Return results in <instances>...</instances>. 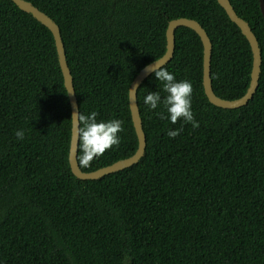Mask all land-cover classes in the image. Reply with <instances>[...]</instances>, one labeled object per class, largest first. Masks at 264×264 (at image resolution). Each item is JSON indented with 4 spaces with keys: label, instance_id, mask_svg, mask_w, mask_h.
Masks as SVG:
<instances>
[{
    "label": "trees",
    "instance_id": "16d2710c",
    "mask_svg": "<svg viewBox=\"0 0 264 264\" xmlns=\"http://www.w3.org/2000/svg\"><path fill=\"white\" fill-rule=\"evenodd\" d=\"M59 26L79 111L119 119V145L92 171L130 156L137 137L128 89L165 51L168 21L195 19L211 44L214 93L242 96L250 45L217 0H28ZM261 49L258 86L246 105L211 104L202 85L197 33L175 30L164 67L190 81L199 126L181 128L149 110L162 84L154 72L137 89L146 147L135 164L96 179L70 170L71 111L50 30L0 0V264H264V19L259 0H229ZM23 129L18 141L15 131Z\"/></svg>",
    "mask_w": 264,
    "mask_h": 264
},
{
    "label": "water",
    "instance_id": "95a60500",
    "mask_svg": "<svg viewBox=\"0 0 264 264\" xmlns=\"http://www.w3.org/2000/svg\"><path fill=\"white\" fill-rule=\"evenodd\" d=\"M11 1L19 9L31 14L32 17H34L37 21H39L41 24L47 27L52 33L56 47L58 63L62 73L64 86L67 91V96L69 99L70 111H71V135H70L69 150H68V163L73 175H75L79 179L100 178L103 175L127 168L137 163L143 157L146 147V136L143 130L142 120L140 117L139 107L137 103V97H136L137 89L139 85L142 83V81L146 79L151 73L154 72V69H158L162 67L167 62H169L173 57L174 47H175V30L178 27L184 26L192 29L195 33H197V35L201 40L203 47L202 85H203L204 94L206 95L208 101L211 104L224 109L239 108L247 104V102L252 98L253 94L257 89L258 81L260 77L261 61H262L261 49L259 47L258 40L253 30L251 29L249 23L236 13L229 0H217V2L225 10L229 19L239 27L241 33L247 39L252 53V66L250 71V80L248 87L242 96L235 99L221 98L217 96L213 91L212 80L210 75L212 44L207 32L202 27V25L195 19L186 18V17H178L175 19H171L168 21L167 28L165 31L166 44H165L164 53L159 58L152 60L151 62L144 65L135 75V77L133 78V80L129 85L128 104H129L132 124L137 137L136 150L130 156L122 159H118L111 164L99 167L92 171H82L77 161L78 142H79L78 116L72 118L74 112H79V107L73 86L72 74L66 61L64 44L61 38L59 26L51 17H49L45 12H43L38 7L33 5L30 1L28 0H11ZM259 2H260L259 3L260 10L264 19V0H259Z\"/></svg>",
    "mask_w": 264,
    "mask_h": 264
},
{
    "label": "clouds",
    "instance_id": "9594fccd",
    "mask_svg": "<svg viewBox=\"0 0 264 264\" xmlns=\"http://www.w3.org/2000/svg\"><path fill=\"white\" fill-rule=\"evenodd\" d=\"M154 76L162 84V91L166 95L162 98L159 91L149 92L144 96V104L150 111L162 105L167 115L157 113L161 119H167L172 124H175L178 120L181 121V128L168 130L167 136L170 139H175L180 134L184 124H191L193 128L198 127L199 123L195 120L192 111L193 88L191 82L177 80L175 74L164 67L154 69ZM77 116L79 144L83 152L80 162L84 166H87L94 157H99L106 150L119 145L120 136L118 133L123 131V122L121 120L98 121V113L96 111H91L88 114H82L80 111L74 112L72 118ZM15 136L18 141H22L25 136L24 130H16Z\"/></svg>",
    "mask_w": 264,
    "mask_h": 264
}]
</instances>
